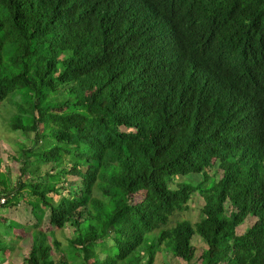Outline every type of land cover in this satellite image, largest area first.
<instances>
[{
	"label": "trees",
	"instance_id": "obj_1",
	"mask_svg": "<svg viewBox=\"0 0 264 264\" xmlns=\"http://www.w3.org/2000/svg\"><path fill=\"white\" fill-rule=\"evenodd\" d=\"M4 102L34 137L0 210L35 223L0 214L2 257L21 230L23 264H264V0H0Z\"/></svg>",
	"mask_w": 264,
	"mask_h": 264
},
{
	"label": "rangeland",
	"instance_id": "obj_2",
	"mask_svg": "<svg viewBox=\"0 0 264 264\" xmlns=\"http://www.w3.org/2000/svg\"><path fill=\"white\" fill-rule=\"evenodd\" d=\"M14 110V108L8 102L0 103V159L1 165L0 168L3 172H5L11 182L12 185L15 186L18 180L17 176L20 175V167L22 163L19 160H15L14 156L16 152L19 150V142H22L25 146L30 147L32 145V138L34 134H30L29 136L23 137L20 136L17 132H13L10 127L8 126V117L10 111ZM46 167H42L41 173H45ZM192 179H197V177L192 176H185V177H176L175 182H187ZM78 179L74 177H67V184L70 185H77ZM171 188H176L175 183L170 184ZM3 202V201H2ZM203 199L199 193L194 194L191 202L189 203V209L185 212L179 213L172 217L170 222V226L174 225L178 220H189L192 223L198 222L202 218V207H203ZM230 207L227 204V208ZM0 214L3 217L4 221L7 222H15L17 224H21V226H28L35 223V219L31 212V207L26 202H21L20 205L12 210H0ZM253 216H249L239 229L238 233H243L248 227H250L254 222L255 219L252 218ZM252 218V219H251ZM17 237L11 235L7 239V243L5 241V245L7 246L8 243L15 246V251L10 253L5 249L4 255H0V264H23V257L27 254L29 247L31 245V237H26L24 239H18V235H23L24 232L21 230H16ZM73 235V228L66 227L63 231L56 232V238L62 243L65 247L69 243V239ZM3 241V240H2ZM192 243L195 248V255L196 257L202 254L203 249L205 248V243L203 239L195 235L192 238ZM7 251V252H6ZM58 255H56L57 257ZM2 258V259H1ZM168 261L170 263H177V264H186L183 261L177 260L172 256L169 257ZM164 260L162 254L156 264H163Z\"/></svg>",
	"mask_w": 264,
	"mask_h": 264
}]
</instances>
